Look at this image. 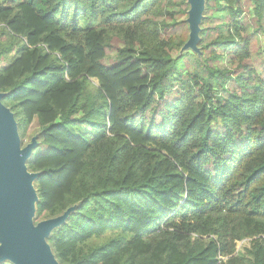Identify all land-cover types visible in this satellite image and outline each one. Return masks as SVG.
Returning <instances> with one entry per match:
<instances>
[{"label":"trees","instance_id":"obj_1","mask_svg":"<svg viewBox=\"0 0 264 264\" xmlns=\"http://www.w3.org/2000/svg\"><path fill=\"white\" fill-rule=\"evenodd\" d=\"M203 6L185 50L188 0H0L35 222L75 206L59 264H264V0Z\"/></svg>","mask_w":264,"mask_h":264},{"label":"water","instance_id":"obj_2","mask_svg":"<svg viewBox=\"0 0 264 264\" xmlns=\"http://www.w3.org/2000/svg\"><path fill=\"white\" fill-rule=\"evenodd\" d=\"M188 2L190 40L186 47L195 48L204 1ZM2 97L0 93V262L10 259L15 264H59L46 237L64 220L59 215L37 224L32 222L33 201L38 198L30 180L36 179L37 174L27 173L24 166L32 144L19 148L17 124L13 113L1 102Z\"/></svg>","mask_w":264,"mask_h":264},{"label":"rangeland","instance_id":"obj_3","mask_svg":"<svg viewBox=\"0 0 264 264\" xmlns=\"http://www.w3.org/2000/svg\"><path fill=\"white\" fill-rule=\"evenodd\" d=\"M204 1V0H203ZM203 10H204V6H203ZM203 10L201 13V17H203ZM4 36L1 37V39H3ZM195 50H198V46L197 43L194 46ZM183 49V48H182ZM185 50H193L191 49V47L189 46H185L184 47ZM14 51L16 50L15 48L13 49ZM9 60H7L6 56H0V69H2L8 62ZM14 116V115H13ZM17 124V123H16ZM17 133H18V139H19V148L23 149L25 148L27 145L32 144V148H31V154L27 157V159L24 161V166H25V170L27 173H31V171L28 170L27 168V161L31 158V156L38 150V143H39V139H40V127L38 126L37 122L34 121L27 129L24 140L22 141L18 129H17ZM35 179H31L30 180V185L33 188V190L35 191V185H34ZM37 201H33V207H32V212H31V220L34 224H37V222H35V205H36ZM75 206H73L72 208L68 209L67 211L63 212L61 214V217L63 218L64 222L65 220L68 218V216L74 211ZM44 220V219H42ZM40 220V221H42ZM39 222V221H38ZM57 227V226H56ZM1 244V242H0ZM250 246V239L249 238H245L239 241H236V245H235V251L234 254H236L237 252H244L245 248H248ZM0 264H15L13 261H11L10 259H4L0 262Z\"/></svg>","mask_w":264,"mask_h":264}]
</instances>
